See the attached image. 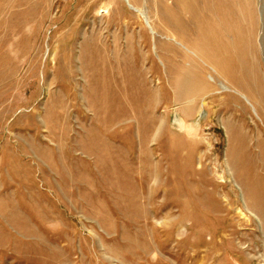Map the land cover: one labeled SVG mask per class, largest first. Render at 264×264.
<instances>
[{
    "label": "rangeland",
    "instance_id": "obj_1",
    "mask_svg": "<svg viewBox=\"0 0 264 264\" xmlns=\"http://www.w3.org/2000/svg\"><path fill=\"white\" fill-rule=\"evenodd\" d=\"M130 2L0 0V264H264V0Z\"/></svg>",
    "mask_w": 264,
    "mask_h": 264
},
{
    "label": "bare ground",
    "instance_id": "obj_2",
    "mask_svg": "<svg viewBox=\"0 0 264 264\" xmlns=\"http://www.w3.org/2000/svg\"><path fill=\"white\" fill-rule=\"evenodd\" d=\"M129 4L131 3L130 2V0H126ZM195 1V0H194ZM197 1V0H196ZM177 2H178V0H177ZM192 2H193V0H192ZM197 3V2H196ZM223 3H224V9H230L231 8V0H223ZM180 4H181V8H183L184 10H187L188 8H194L195 6H193V5H191L192 3H190V0H180ZM201 4V3H200ZM198 5V4H197ZM130 6L132 7V8H134L135 9V7H133L131 4H130ZM199 7V6H198ZM195 9L198 11V10H200L199 8H197V7H195ZM224 9H222V10H224ZM172 10H174V9H172ZM211 10V9H210ZM171 10H169V12H170ZM191 12H193V11H191ZM201 12V11H200ZM199 12V13H200ZM202 13V12H201ZM224 13L226 14L227 13V11H225L224 10ZM231 13V12H230ZM170 14L172 15L173 14V17H175V19H177V20H180V16H181V14L179 13V10H174V12H170ZM185 14V13H184ZM198 14V13H197ZM193 16H194V14H192ZM215 16H216V18H217V15L215 14ZM195 17V16H194ZM147 18L145 17V20H146ZM149 20V19H148ZM203 20V19H202ZM207 20H209V19H206V21ZM149 22V21H148ZM180 22V21H179ZM219 22V23H218ZM218 24L221 26H228V23L229 22H231V18H230V15H227V16H224V18H221L220 19V21H219V19H218ZM147 23V22H146ZM148 25V27L152 30V32H154L155 33V31H154V29H153V27H152V25L150 24V22H149V24H147ZM231 25V24H230ZM183 26V25H182ZM181 27V26H180ZM230 27V26H229ZM228 27V28H229ZM231 29V28H230ZM177 30V29H176ZM214 40V39H213Z\"/></svg>",
    "mask_w": 264,
    "mask_h": 264
}]
</instances>
